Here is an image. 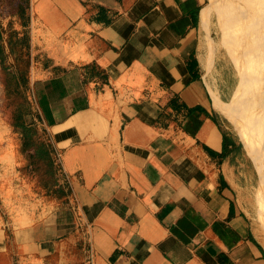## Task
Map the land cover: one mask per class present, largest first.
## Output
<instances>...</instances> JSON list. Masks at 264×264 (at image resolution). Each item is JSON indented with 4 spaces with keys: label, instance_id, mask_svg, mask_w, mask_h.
Segmentation results:
<instances>
[{
    "label": "crops",
    "instance_id": "1",
    "mask_svg": "<svg viewBox=\"0 0 264 264\" xmlns=\"http://www.w3.org/2000/svg\"><path fill=\"white\" fill-rule=\"evenodd\" d=\"M25 1L30 119L65 196L7 201L0 264H264L206 77L210 0Z\"/></svg>",
    "mask_w": 264,
    "mask_h": 264
},
{
    "label": "rangeland",
    "instance_id": "2",
    "mask_svg": "<svg viewBox=\"0 0 264 264\" xmlns=\"http://www.w3.org/2000/svg\"><path fill=\"white\" fill-rule=\"evenodd\" d=\"M231 2L232 0H210L206 8V26L211 19V38L215 48L214 69L211 70L208 65L206 77L218 110L240 140V151L235 157V164L238 166L236 174L239 178H235V183L238 185L242 204L264 243V61H259L263 65L256 70L259 62H256L257 59L253 60L254 54L249 53L253 51L249 49L245 53L243 45L239 48L241 42H238L239 35H236L233 18L234 12L236 16L238 12ZM28 12L25 0H0V31L6 48L7 64L18 75L25 77V81L19 85L21 95L16 81L11 80L7 84L8 77L0 68V135L7 133L6 131H10L11 135L9 140L0 141V214L6 219L8 200L11 202L19 198L22 205H29L40 200L45 203L54 198L47 191L45 170L38 169L42 164L38 161L31 162L20 151L21 134L13 125L14 112L19 103H27L29 118L33 111L30 89L32 50L29 51V45L26 44L28 40L23 42V39L22 43L14 38L15 34H19V28H16L17 14L21 13L26 18L24 13ZM263 19L264 16L261 21ZM20 34L24 32L21 31ZM228 48L230 59L226 56ZM231 51L235 53L232 56L235 57L234 61L231 59ZM14 148L17 149L16 155L7 156ZM42 264L56 263L50 261Z\"/></svg>",
    "mask_w": 264,
    "mask_h": 264
},
{
    "label": "trees",
    "instance_id": "3",
    "mask_svg": "<svg viewBox=\"0 0 264 264\" xmlns=\"http://www.w3.org/2000/svg\"><path fill=\"white\" fill-rule=\"evenodd\" d=\"M3 36L0 31V68L8 77L7 84L11 80L17 83V90L22 94L20 83L25 81V77L18 75L16 71L12 70L7 64L6 48L3 44ZM30 112L27 103H19L14 112V127L21 134L20 151L23 155L32 161H38L42 165L38 167L39 171L45 170L47 176V191L58 198H63L65 192L58 176L57 167L54 164L51 156V145L44 140L43 135L29 118Z\"/></svg>",
    "mask_w": 264,
    "mask_h": 264
},
{
    "label": "bare ground",
    "instance_id": "4",
    "mask_svg": "<svg viewBox=\"0 0 264 264\" xmlns=\"http://www.w3.org/2000/svg\"><path fill=\"white\" fill-rule=\"evenodd\" d=\"M231 3L233 6H236V12H238V16H236L234 12L233 18L236 23V35L237 36L239 35L238 42H241L239 44V48L241 47V45H243L242 47L246 49L245 53H248L247 51H249V49L250 51H253L249 53L255 55V58H253V60L257 59L256 61L257 63L260 60L264 61V57H263L264 56V19L261 21V17L264 16V0H232ZM207 18H208V10L205 9L203 15V21L205 25L207 24ZM231 48H233V46ZM226 52H227L226 55L227 58L230 59L229 57L230 48H228ZM233 52L231 53V59L234 61L235 57L232 56L235 53ZM262 65L263 64L259 62L256 65L255 69L257 70L258 67L262 68ZM206 70H207L206 72H208L207 66H206ZM259 77L260 76L258 75V78ZM254 78L256 79V76H254ZM233 128L236 129V127Z\"/></svg>",
    "mask_w": 264,
    "mask_h": 264
}]
</instances>
